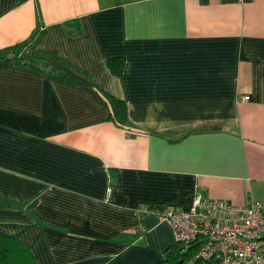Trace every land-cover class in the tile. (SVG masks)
Returning <instances> with one entry per match:
<instances>
[{
	"label": "crops",
	"instance_id": "obj_1",
	"mask_svg": "<svg viewBox=\"0 0 264 264\" xmlns=\"http://www.w3.org/2000/svg\"><path fill=\"white\" fill-rule=\"evenodd\" d=\"M28 40L40 69L0 67V232L38 264H158L153 208L197 192L264 208V0H0V50Z\"/></svg>",
	"mask_w": 264,
	"mask_h": 264
},
{
	"label": "built area",
	"instance_id": "obj_2",
	"mask_svg": "<svg viewBox=\"0 0 264 264\" xmlns=\"http://www.w3.org/2000/svg\"><path fill=\"white\" fill-rule=\"evenodd\" d=\"M153 209L170 222L183 252L194 250L182 264H264V208L260 200L238 205L197 192L187 208Z\"/></svg>",
	"mask_w": 264,
	"mask_h": 264
},
{
	"label": "trees",
	"instance_id": "obj_3",
	"mask_svg": "<svg viewBox=\"0 0 264 264\" xmlns=\"http://www.w3.org/2000/svg\"><path fill=\"white\" fill-rule=\"evenodd\" d=\"M30 40L0 50V67L10 64H27L35 69H40L35 65V53L33 47L29 48ZM111 70L119 74L122 69L123 58L113 57L108 60ZM100 90V89H99ZM102 96L107 100L111 108L110 119L120 127H126L129 122L128 105L107 91L100 90ZM194 250L183 252V244L174 242L166 250L162 261L158 264H182ZM0 264H38L27 246L20 240L0 232ZM204 264H213L206 262Z\"/></svg>",
	"mask_w": 264,
	"mask_h": 264
}]
</instances>
